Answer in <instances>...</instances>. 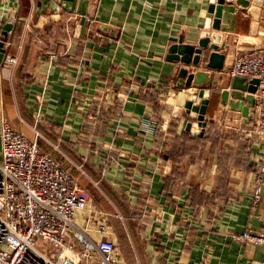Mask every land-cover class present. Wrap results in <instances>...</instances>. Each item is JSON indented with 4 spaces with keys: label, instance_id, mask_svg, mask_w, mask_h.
Instances as JSON below:
<instances>
[{
    "label": "crops",
    "instance_id": "1",
    "mask_svg": "<svg viewBox=\"0 0 264 264\" xmlns=\"http://www.w3.org/2000/svg\"><path fill=\"white\" fill-rule=\"evenodd\" d=\"M63 2L0 0V124L71 172L88 197L77 227L106 228L88 233L115 242L113 264H264V241L238 238L264 236V178L251 201L264 136L249 135L264 105L241 124L227 101L243 99L249 82L225 73L264 46V0L257 19L236 7L232 31H218L221 70L206 67V50L195 68L166 58L180 39L195 46L209 0ZM181 67L210 75L202 135L186 129L195 120L184 103L199 89L176 87Z\"/></svg>",
    "mask_w": 264,
    "mask_h": 264
},
{
    "label": "built area",
    "instance_id": "2",
    "mask_svg": "<svg viewBox=\"0 0 264 264\" xmlns=\"http://www.w3.org/2000/svg\"><path fill=\"white\" fill-rule=\"evenodd\" d=\"M225 73L247 82L256 79L254 106L264 105V46L235 56ZM260 113L249 135L264 136V108ZM263 178L264 144L253 170V206L260 201ZM87 200L70 172L36 140L0 124V264H113L115 242L105 236L95 240L88 233L94 228L75 223ZM94 231L107 232L104 226ZM238 238L264 241L248 231ZM39 240L46 245L37 248Z\"/></svg>",
    "mask_w": 264,
    "mask_h": 264
},
{
    "label": "water",
    "instance_id": "3",
    "mask_svg": "<svg viewBox=\"0 0 264 264\" xmlns=\"http://www.w3.org/2000/svg\"><path fill=\"white\" fill-rule=\"evenodd\" d=\"M252 3V6H250ZM262 0H209L206 11L211 16L205 18L204 29L205 31L199 34V37L194 45L182 44V39L177 44H173L168 48L166 58L169 60H179L184 65L191 67H198L200 61V54L203 50L208 52L206 59V67L213 70H221L223 68L224 54L218 53V50L224 48L225 40L218 31L231 32L233 29L232 23L235 16L231 15L235 8L246 9L249 8L254 18H258V7L261 6ZM71 0H64L62 7L66 10L70 9ZM58 8L57 6L55 7ZM228 19V20H227ZM256 23L254 22L253 29ZM10 29V25L4 27L2 34L6 35V31ZM211 30V31H210ZM0 40V61L3 56L4 50L2 48L3 42ZM210 83V75L208 72L196 70L189 72L186 68L181 67L177 72L176 87L181 88L183 85L189 86L193 84L199 90L195 94L187 96L184 103V108L189 118L195 122H188L186 129L194 135H202V132H197L198 127H205L204 114L208 103L207 97L210 95V90L207 88ZM256 79L249 81L247 94L243 99L238 100L236 103L233 100H228L227 105L229 110H237L244 118L241 124L249 122L253 118V106L255 103V85ZM233 95V94H232ZM227 93H221V104H226ZM235 97V96H234ZM233 101V102H232Z\"/></svg>",
    "mask_w": 264,
    "mask_h": 264
},
{
    "label": "trees",
    "instance_id": "4",
    "mask_svg": "<svg viewBox=\"0 0 264 264\" xmlns=\"http://www.w3.org/2000/svg\"><path fill=\"white\" fill-rule=\"evenodd\" d=\"M182 135H183V133H181ZM182 135H180V136H182ZM196 137V136H195ZM198 137H202V136H198ZM183 139H184V141L186 140V141H188L189 140V138H187V135L186 136H184L183 135ZM183 157V153L182 154H180V153H176V156L173 158V160L175 161V162H179L180 161V159Z\"/></svg>",
    "mask_w": 264,
    "mask_h": 264
},
{
    "label": "rangeland",
    "instance_id": "5",
    "mask_svg": "<svg viewBox=\"0 0 264 264\" xmlns=\"http://www.w3.org/2000/svg\"><path fill=\"white\" fill-rule=\"evenodd\" d=\"M71 173V172H70ZM37 248H42L43 246H45L46 244H44L43 242H41L40 240L38 241V244H36Z\"/></svg>",
    "mask_w": 264,
    "mask_h": 264
}]
</instances>
